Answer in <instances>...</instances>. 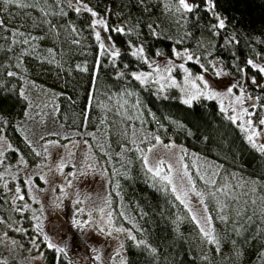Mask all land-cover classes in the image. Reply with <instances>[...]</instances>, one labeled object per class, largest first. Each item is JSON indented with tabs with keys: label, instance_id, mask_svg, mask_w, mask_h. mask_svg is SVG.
<instances>
[{
	"label": "trees",
	"instance_id": "obj_1",
	"mask_svg": "<svg viewBox=\"0 0 264 264\" xmlns=\"http://www.w3.org/2000/svg\"><path fill=\"white\" fill-rule=\"evenodd\" d=\"M25 2L31 4L34 0ZM83 2L106 19L109 29L125 28V34L106 32L110 39L105 47L114 45L120 51L115 63L108 55H98L92 17L69 7V3L74 5L72 0H59L58 5L48 0L47 6L41 5L50 6L51 13H55L48 16L37 8L14 5L3 12L4 26L0 29L12 30L11 35L16 36V24H21V31L30 39L29 44L0 45V129L12 144L7 152L9 159L16 161L21 152L26 153L17 123L26 112L27 102L19 88L25 79H33L60 92L58 126L66 138L87 139L99 159L105 161L113 201L125 206L129 218L122 219L118 212L117 220L132 227L136 236V241L127 239L125 244L128 264H258L264 257V154L252 147L242 127L228 119L216 100L199 98L189 107L182 103L176 87L159 92L152 85L134 80L131 74L148 70L149 65L131 53L142 46L148 58L157 53L171 57L177 44L195 48L209 32L213 54L228 72L239 79L244 74L262 79L263 75L248 61L264 67V0H214V10L225 20L224 29L214 27L217 16L206 0H189L198 7L191 13L183 12L180 42L167 30L161 0ZM78 65L87 71H80ZM187 66L201 69L194 61L187 62ZM9 72L15 75L9 76ZM247 90L256 101L254 117L258 121L264 118V89L248 84ZM124 101L127 104L120 109L121 115L118 109ZM129 116L136 119L129 120ZM153 136L183 144L227 171L226 180L236 191L232 194L236 199L227 197L231 206L227 218L221 220L215 205L209 203L219 238L218 250L217 245L205 240L174 195L147 172L141 150L155 141ZM192 173L203 189L195 169ZM253 200L255 205L250 203ZM0 204H4L8 215L1 190ZM33 235L30 230L28 236ZM140 240L148 247L137 246ZM151 248L156 252L152 253ZM43 249L48 264H76L54 249ZM7 264L18 262L12 259Z\"/></svg>",
	"mask_w": 264,
	"mask_h": 264
},
{
	"label": "rangeland",
	"instance_id": "obj_2",
	"mask_svg": "<svg viewBox=\"0 0 264 264\" xmlns=\"http://www.w3.org/2000/svg\"><path fill=\"white\" fill-rule=\"evenodd\" d=\"M76 2L77 0H72L74 6ZM161 3L167 30L173 33L174 40L180 42L182 31L184 32L183 12L174 11L177 0H161ZM212 11L216 16L223 18L216 10ZM3 12V5H0V19L4 15ZM98 18L103 17H92V22ZM16 27L20 33L24 34L21 31V24H16ZM94 31H100L102 38L106 37V32L102 28H94ZM11 32L12 30L6 32L0 29V45L3 46L7 42L12 46L14 41L26 39L24 35L12 36ZM107 41L105 39V44ZM213 49L212 36L207 32L202 36L201 43L195 48L177 44L171 57L156 54L151 58L147 57V59L153 66L158 65L162 69L166 66L172 68L171 78L179 85L176 88H178L182 100L186 98V91H194L186 80L202 85V81L196 79L198 76H203L211 88L220 93L226 92V89L232 84H242L245 89V97H252V99H246L242 106L234 103L235 96L241 95L238 88L233 89L232 97L222 96L214 100L220 104V100L223 99L224 106L228 108L226 112L228 115H236L235 112H232V107L236 108V112H241L242 108L249 109L252 114L244 116L243 120H239L237 123L243 128L247 126L245 121L252 120L255 122L256 130L264 132V126H261L259 120L257 121L254 117L256 101L247 90L248 84H254L264 89V73H261L262 79L247 74L239 79L223 67L220 59L213 54ZM176 53H180V56L178 57ZM185 53L194 54L192 60L194 62H197L198 58L197 63L201 66L199 71L187 66L189 61L186 59ZM144 56L146 57L145 52ZM253 63L258 67H263L256 61ZM181 64L188 69L190 76L180 67ZM255 69L258 70V68ZM220 70H223L227 75L217 76L216 73ZM141 72L151 74L152 80L158 76H167V73L163 71L161 73L154 72L153 67L135 73ZM253 80L255 83H252ZM160 82L164 83L166 87L170 84V80L167 79ZM148 84L158 91V84L151 82ZM19 91L24 93L23 98L27 97L25 99L27 102L26 112L17 123V128L23 135V146H25L26 153L24 155L21 152L18 160L12 161L7 155L10 148L4 147L3 155H0V160L4 162L3 165H0V175H3V179H0V190L7 201L9 213L5 215L4 204H0V221H3L0 223V262L16 259L18 264H48L43 254V247H48V243L51 242L64 251L59 252L55 248L51 249H54L57 254L64 255L72 263L121 264V260L124 259L128 264L125 244L129 238L126 232H117L116 228L129 230L133 235L135 233L132 227L125 226L124 223L117 220L118 212H123L122 219L128 221L129 218L126 215L125 206L116 204L119 211L115 207L110 191L109 171L105 161L99 159L94 147L87 139L66 138L64 130L58 126L60 92L57 89L33 79H25L22 81ZM136 117L141 122L143 121L138 115ZM244 133L247 137L248 133ZM2 136L4 144L12 147L3 132ZM160 139L162 143L154 141L142 149L143 156H148L150 165L163 160L166 165H173L175 170L180 168L181 163L187 164L188 171L192 176L194 175L193 169L197 173L198 170L203 171L211 166L219 173L218 184L222 182L220 177L228 178L227 171H224L218 163L201 158L187 150L183 144ZM136 140L138 139L136 138ZM256 140L258 144L264 143V135L257 137ZM45 146L47 151H45ZM149 148L152 151H147ZM37 152L41 155H37ZM181 156L184 157L182 162L180 161ZM188 156L191 159L190 163ZM61 164L64 167L61 168ZM87 164H93L94 170H87ZM85 170L88 174L81 175L80 173ZM195 182L197 189L203 190L197 183L198 181L195 180ZM200 184L203 186V181ZM17 188L20 189L19 193L16 192ZM235 192L233 189L232 194L234 195ZM19 195H23L24 200H19ZM191 200L193 208H198L197 198L192 195ZM222 200L229 204L227 197H222ZM108 201L110 204L107 203ZM229 208H231L230 204ZM229 208L227 216L230 212ZM19 209H23V211ZM101 209L104 210L103 213ZM109 211L113 213L111 224L107 217ZM210 215L212 216L211 212ZM214 222L212 216L211 227L215 231ZM37 224L43 229L42 232L37 228ZM30 230L34 233L33 238L28 236ZM45 236H47V240L44 239ZM12 241L16 243L13 244ZM258 264H264V257Z\"/></svg>",
	"mask_w": 264,
	"mask_h": 264
},
{
	"label": "snow or ice",
	"instance_id": "obj_3",
	"mask_svg": "<svg viewBox=\"0 0 264 264\" xmlns=\"http://www.w3.org/2000/svg\"><path fill=\"white\" fill-rule=\"evenodd\" d=\"M207 4L210 6V10L215 9L214 0H206ZM54 4H59V0H53ZM48 5V0H34L33 3L28 4L25 2V0H0V5H3V11H8L9 5H14L18 8H24V7H32L37 8L44 16H48L51 13V7H44L41 5ZM69 7H73L74 10L79 13L80 11H84L89 13L92 17L96 18L99 17V13L94 11L91 7H89L87 4L83 3V0H77L76 5H72L71 3L68 4ZM198 7L197 5H194L189 2V0H177L176 5L174 6V11L177 13L181 12H187L191 13L195 10V8ZM173 10V9H170ZM55 14V13H51ZM47 22V21H46ZM4 26V21L0 19V27ZM93 28H102L105 32H108L109 30L113 32H117L120 34H125L126 30L122 26L113 27L112 29H109V26L107 24V21L105 18H98L95 19L92 22ZM219 29H224L226 27L225 20L219 16H217V24L214 26ZM73 33L76 32V29L73 28L71 30ZM16 35L23 36V33H16ZM95 40L98 42L99 47V56L108 55L113 60V63H115L116 58L120 56V51L114 47V45H110L109 47H105V39L110 38H102L100 31H95L94 33ZM31 39H36L35 37H31ZM232 42H235V37L232 38ZM13 43H24L29 44L30 39L26 38L23 41H14ZM73 43H79L78 40H73ZM51 53V50H49ZM23 54H32V53H23ZM134 57H137L138 59H143L146 64L149 65V67H153L154 72L161 73L162 71L167 73V76H158L155 80L151 79V74L148 73H132V78L136 81H139L141 84L147 85L148 83H156L159 85L158 91L164 92L166 85L164 83H161V80L167 79L170 80V84H168V87H179L177 82L171 78V71L172 68L170 66H166L163 69L160 66H153L147 57L144 56V48L142 46H137L135 51L131 53ZM157 55H160V53H157ZM176 55L179 57L180 53H176ZM186 59L188 61H192L194 59V54H188L185 53ZM51 62V61H50ZM198 62V58H197ZM248 64H250L253 68H258V71L260 73H264V67H258L253 61L249 60ZM80 71H87L86 67L77 66ZM181 68H183L185 73H188V69L184 68V65H180ZM9 76L15 75V73L9 72ZM119 75H123L121 72ZM190 76L191 74L188 73ZM217 76L220 75H227V73H224L223 70H220L216 73ZM197 80L202 81V85H197L194 81H187L191 84V89L185 92L186 98L183 99L182 103L192 107L193 102L200 97H204L206 99H215L222 96H228L232 97L234 95L233 89L238 88L241 95H236L234 103L237 105H243L246 99H252V97L248 96L245 97L244 92V86L242 84H232L227 89L226 92L220 93L211 88V86L208 84L207 81L204 80L203 76L196 77ZM252 83H255V80L252 81ZM20 95L24 96V93L21 92ZM127 95L131 96L132 93H127ZM167 98V97H165ZM25 99L27 97L25 96ZM111 99V97H109ZM256 99H259L257 97ZM125 104H127V101H124V103L120 104L118 112H120V109H123L125 107ZM135 105H133L134 107ZM107 107V105H105ZM220 110L222 112H227L228 108L224 106L223 99L220 100ZM232 112H235L236 115H229L228 119L231 120L233 123H237L239 120H243V117L246 115H250L252 113L249 112V109L242 108L241 112H236V108L232 107ZM121 115H123V112H120ZM129 120L136 119L134 116L127 117ZM254 121L247 120L245 121V124L247 126L243 127L242 130L246 133L248 142L252 145L253 148H256L257 151L264 154V143H257L256 138L260 137L261 135H264V132L257 131L254 127ZM259 124L261 126H264V118L259 119ZM3 129H0V155H3L4 147L11 148V145H5L4 139L2 136ZM153 140H155L157 143H162L159 136H153ZM143 142V140L141 141ZM133 143L135 141L133 140ZM139 150V149H138ZM45 151H47V147L45 146ZM142 151V150H141ZM147 151H152L151 148L147 149ZM37 155H41V153L37 152ZM184 159L183 156L180 157V161L182 162ZM142 162L144 166L146 167V170L148 173L152 174L153 179H158V182H162L164 186L165 191H170L175 199L179 201L181 205L184 206V208L187 210V212L190 214L191 221L196 224V226L199 229V232L203 235L205 240H207L208 243L217 245V250L219 246V238L216 235L214 229L211 227V221L212 216L209 212V203H213L216 206L217 213L219 215V218L221 220H225L227 218V209L229 208V204L222 200V197H229L231 199H236V197L232 196V187L227 182V180L224 177H220L221 183L218 184L217 177L219 176V173L212 169L211 166L204 169L203 171L198 170L197 176L201 181H203V190L197 189V184L195 180L193 179L192 174L188 171L189 166L187 164L181 163V166L179 169H175L173 165L171 164H165V161L160 160L154 165H150L149 158L147 155L142 157ZM3 160H0V165H3ZM60 167H64L63 164L60 165ZM87 170H94L93 164H87L86 165ZM87 170L82 171L81 175H87ZM106 171V170H105ZM0 179H3V175H0ZM239 186V185H237ZM252 192H255V188L251 189ZM16 192L19 193L20 189L17 188ZM194 195L197 198V205L198 208L194 209L192 206V200L191 196ZM19 200H24L23 195L18 196ZM107 203L110 204V201ZM251 204L255 205L256 201H250ZM20 211H23V209H19ZM103 209H101V212L103 213ZM262 212H264V208L261 209ZM199 213V214H198ZM239 214V212H238ZM113 213L109 211L107 213L109 224H111V218ZM121 216H123V212L120 213ZM0 223H3V221H0ZM37 228L42 232L43 229L40 227L39 224H37ZM117 232L120 233H127V236L129 239L136 241V236L132 234L131 231L126 230L124 228H116ZM6 235V234H5ZM111 235V233H109ZM45 240H47V236L44 237ZM13 244H15V241H12ZM144 245L145 247H148L146 242L144 240H140L137 242V246ZM49 248H55L56 251L63 252L64 250L62 248H58L55 245H53L51 242L47 245ZM150 251L152 253L156 252V249L151 248ZM119 254V253H118ZM0 264H7V261L0 262ZM121 264H126V260L122 259Z\"/></svg>",
	"mask_w": 264,
	"mask_h": 264
}]
</instances>
